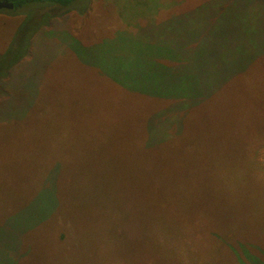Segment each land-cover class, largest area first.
Here are the masks:
<instances>
[{"label":"rangeland","instance_id":"374dc122","mask_svg":"<svg viewBox=\"0 0 264 264\" xmlns=\"http://www.w3.org/2000/svg\"><path fill=\"white\" fill-rule=\"evenodd\" d=\"M263 27L264 0L1 10L0 264H264V56L162 107Z\"/></svg>","mask_w":264,"mask_h":264},{"label":"trees","instance_id":"16d2710c","mask_svg":"<svg viewBox=\"0 0 264 264\" xmlns=\"http://www.w3.org/2000/svg\"><path fill=\"white\" fill-rule=\"evenodd\" d=\"M13 4V9L8 10L10 12L12 11H18L21 9H27L28 6H36V5H56L59 7H68L69 4L73 3L76 4L79 0H6ZM1 11V10H0ZM6 11V10H3ZM48 15V14H45ZM45 17V16H44ZM258 30H262V35L260 37H248L247 40L251 41L252 39L259 38L258 44L254 46V48L258 49V53H260L257 57L247 59L245 66H241L235 62H230L229 69L233 70L229 72L227 76L224 74L221 75V72L218 68L219 62L221 60L214 59L216 55H213L211 62V70L209 71V77L205 79L203 75H198L202 79L201 84H192L188 86H183L181 89V92L176 96H169L171 100H173L172 103L166 104L162 106L166 110H171L172 107L174 108V112H177L178 115L182 116V119L186 118V112L191 110L192 108L196 106L203 107L207 103H212L213 97L217 94H219L221 91L226 90L228 92L227 87H232L234 82L237 80H246V82L252 83L256 79V75L258 73L255 72L254 67L258 66L259 61L262 60V56H264V27L262 29H251L248 30V33H254ZM263 48V49H262ZM227 55H225V58ZM209 68V66H208ZM239 68V69H236ZM236 69V70H234ZM203 70V69H201ZM237 90V89H236ZM232 93L235 92V90H231ZM231 93V94H232ZM236 93V92H235ZM190 112V111H189ZM248 158H254L256 159L255 155L253 156H247Z\"/></svg>","mask_w":264,"mask_h":264},{"label":"water","instance_id":"95a60500","mask_svg":"<svg viewBox=\"0 0 264 264\" xmlns=\"http://www.w3.org/2000/svg\"><path fill=\"white\" fill-rule=\"evenodd\" d=\"M13 4L6 0H0V10H12Z\"/></svg>","mask_w":264,"mask_h":264}]
</instances>
